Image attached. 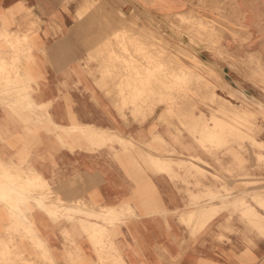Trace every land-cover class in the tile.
Listing matches in <instances>:
<instances>
[{"label":"rangeland","instance_id":"rangeland-1","mask_svg":"<svg viewBox=\"0 0 264 264\" xmlns=\"http://www.w3.org/2000/svg\"><path fill=\"white\" fill-rule=\"evenodd\" d=\"M32 1L0 14V103L43 122L44 108H30L26 96L33 80L16 68L30 61L35 38L32 52L55 72L62 99L81 111L80 121L107 116L108 128L125 135L112 140L125 151L121 156L151 174L189 180L188 201L177 213L191 235L241 238L243 246H230L236 258L264 264V18L256 16L264 0H44L45 7ZM240 4L253 12L254 24L239 23ZM248 49L256 52L245 54ZM58 62L64 67L53 69ZM9 69L17 70L18 81ZM99 144L93 143L105 141ZM41 188L34 181L0 182V216L23 225L22 237L30 230L24 197ZM198 203L204 206L195 211ZM66 221L72 229L73 216ZM66 236L65 264H89L74 257ZM0 242V264H28Z\"/></svg>","mask_w":264,"mask_h":264},{"label":"crops","instance_id":"crops-1","mask_svg":"<svg viewBox=\"0 0 264 264\" xmlns=\"http://www.w3.org/2000/svg\"><path fill=\"white\" fill-rule=\"evenodd\" d=\"M20 1L0 0V14L2 9ZM35 2L45 7L44 0ZM239 9L244 13L240 14L239 23H255L253 12L241 4ZM256 16L263 19L264 12ZM35 40L30 39V61L16 68L25 80H33L26 94L30 108L41 106L46 113H42L43 122L36 123L34 118L38 114L13 113L0 103V182L13 185L16 180L18 186H25L34 181L42 188L24 197L31 205L28 219L25 216L30 225L26 236H21L23 225L0 216V241L21 252L28 264H65L67 233L73 241L74 257L80 255L89 264H243L230 247L243 246L241 238L231 236L234 245L217 239L212 232L191 235L179 222L178 209L188 201L191 190L188 179L185 184L166 173L151 174L145 171L142 162L121 156L125 151L112 140L115 134L125 135L108 128L107 116L83 118L93 122L80 121L81 111L69 107L62 99L65 90L54 80L55 72L50 65L39 63L38 54L32 52ZM248 52L256 50H245V54ZM32 61L35 63L30 64ZM63 67L58 62L53 69ZM13 69H9L10 79L18 81L19 74ZM72 121L107 130V134L95 140L100 144L105 141V146L73 141L65 134V126ZM51 125L56 127L57 136L50 132ZM15 192L20 193L21 188H15ZM67 205H71V211L66 210ZM80 211L95 215L89 219L97 227L95 233L90 232L92 239L82 228L85 215ZM67 215L74 218L72 229ZM37 236L42 239L41 250L32 244ZM256 243L261 244L262 240ZM43 254L46 259L39 258Z\"/></svg>","mask_w":264,"mask_h":264},{"label":"bare ground","instance_id":"bare-ground-1","mask_svg":"<svg viewBox=\"0 0 264 264\" xmlns=\"http://www.w3.org/2000/svg\"><path fill=\"white\" fill-rule=\"evenodd\" d=\"M135 14V13H134ZM154 31V30H153ZM155 38V37H153ZM13 44V43H12ZM11 44V45H12ZM186 53V52H185ZM188 54V53H187ZM1 60L0 63L2 62V60H4V57H2V55H0ZM200 60V59H199ZM198 61V60H196ZM201 64V63H200ZM204 65V64H203ZM5 66V65H4ZM135 66V64H134ZM0 68L2 69L3 66L2 64H0ZM174 94H172L173 96ZM2 96V95H1ZM13 102V101H12ZM13 105V104H12ZM10 106V105H9ZM8 106V107H9ZM21 110V109H20ZM3 127V126H2ZM5 127V126H4ZM63 128V127H62ZM63 130V129H61ZM7 131V129H6ZM8 134V133H7ZM65 134L67 136H72L73 137V141L75 142H79V141H83L84 143H89L92 144L95 143V140H97V138H100L101 136L107 134V130L101 128V127H97V126H92V125H88V124H78L76 122H71V124L66 125L65 126ZM2 136V135H1ZM4 136V135H3ZM252 140V139H251ZM63 141V140H62ZM254 141V140H253ZM4 194V193H3ZM36 195V194H35ZM31 197H33L32 195H30ZM40 197V196H39ZM64 204V203H63ZM197 206L199 207L197 210H201L202 207L204 206L203 204L198 203ZM69 208H71V205H67L66 209L68 210ZM75 208V207H74ZM103 211V210H102ZM82 213H84V211H80ZM192 212V211H189ZM88 215H90L91 217L95 216L93 213H88ZM50 218V217H49ZM105 218V217H104ZM103 218V220H104ZM23 219L26 220L25 217H23ZM82 225L86 228V230L90 231V232H94L96 229V224L94 221L92 220H86V221H81ZM36 243H38V246H42V239L41 237H37L36 238Z\"/></svg>","mask_w":264,"mask_h":264}]
</instances>
